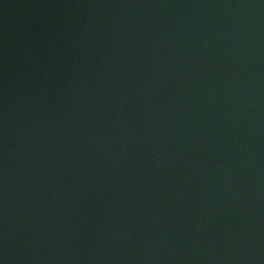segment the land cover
Masks as SVG:
<instances>
[{
    "label": "water",
    "instance_id": "1",
    "mask_svg": "<svg viewBox=\"0 0 264 264\" xmlns=\"http://www.w3.org/2000/svg\"><path fill=\"white\" fill-rule=\"evenodd\" d=\"M0 264H264V0H0Z\"/></svg>",
    "mask_w": 264,
    "mask_h": 264
}]
</instances>
